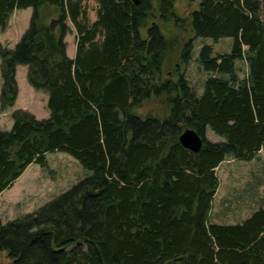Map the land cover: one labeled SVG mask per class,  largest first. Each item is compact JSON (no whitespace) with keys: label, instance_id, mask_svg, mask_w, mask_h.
<instances>
[{"label":"trees","instance_id":"1","mask_svg":"<svg viewBox=\"0 0 264 264\" xmlns=\"http://www.w3.org/2000/svg\"><path fill=\"white\" fill-rule=\"evenodd\" d=\"M96 4L91 22L86 3ZM0 0V29L33 9L13 50L0 45V113L18 96L16 67L47 95L49 118L22 111L0 131V193L46 155L68 154L92 174L22 219L1 224L11 264H264V208L236 225L213 223L216 169L264 148V0ZM73 32L76 54L67 56ZM207 76L186 79L197 39ZM246 72L238 74L236 64ZM223 139L206 140V129ZM193 130L198 153L179 143Z\"/></svg>","mask_w":264,"mask_h":264},{"label":"rangeland","instance_id":"2","mask_svg":"<svg viewBox=\"0 0 264 264\" xmlns=\"http://www.w3.org/2000/svg\"><path fill=\"white\" fill-rule=\"evenodd\" d=\"M201 0H181L176 3L179 15H184L193 10H198ZM86 10L91 22L96 19V4L93 1L86 3ZM33 9L17 10L9 18L8 25L0 29V45L8 50H13L24 33L28 30ZM65 42L68 44L67 56L74 59L76 45L74 33H69ZM202 44L213 47L215 54H229L232 39L225 38L217 43L210 39H197L191 62L187 68L186 79L199 94L202 91V82L207 74L199 70L196 58ZM238 74L243 77L246 72L244 62L236 64ZM1 67V60H0ZM28 68L16 67V82L18 99L13 108L5 113H0V131H9L12 126V113L17 110L25 111L37 120L49 118L47 109V95L36 92L27 81ZM2 80L0 71V95ZM205 138L210 143H221L223 139L216 136L209 128L206 129ZM80 163L62 152L46 155V166L31 164L24 173L13 183L11 188L0 193V220L5 225L8 222L22 219L32 214L47 203L58 198L79 182L91 176ZM219 188L212 203L211 221L217 224H238L245 215L260 208H264V149L257 158L251 162L227 159L217 169ZM227 217L224 214L229 212ZM246 220V219H245ZM243 222V221H242ZM0 264H11L4 255L0 256Z\"/></svg>","mask_w":264,"mask_h":264},{"label":"water","instance_id":"3","mask_svg":"<svg viewBox=\"0 0 264 264\" xmlns=\"http://www.w3.org/2000/svg\"><path fill=\"white\" fill-rule=\"evenodd\" d=\"M138 4L137 0H133ZM180 145L191 153H198L203 146V139L193 130H185L179 137Z\"/></svg>","mask_w":264,"mask_h":264},{"label":"crops","instance_id":"4","mask_svg":"<svg viewBox=\"0 0 264 264\" xmlns=\"http://www.w3.org/2000/svg\"><path fill=\"white\" fill-rule=\"evenodd\" d=\"M7 25H8V23H7ZM7 25H6V27H7ZM6 27H5V28H6ZM67 48H68V44H67ZM17 99H18V97H17ZM10 127H11V126H10ZM263 149H264V148H263ZM263 149H262V150H263ZM262 150H261V151H262ZM261 151H260V152H261ZM258 155H259V154H258ZM253 212H254V211L250 212V214H248V215H245V217H243V219L241 220V222L244 221L245 219H247V218H248ZM229 214H231L230 211L227 212V213H225V214H224V217H227ZM241 222H240V223H241ZM216 224H217V223H216ZM223 224H225V223H223ZM238 224H239V223H238ZM229 225H236V224H229Z\"/></svg>","mask_w":264,"mask_h":264}]
</instances>
